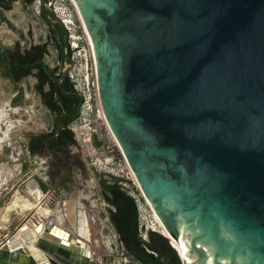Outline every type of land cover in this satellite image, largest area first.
Segmentation results:
<instances>
[{"label": "water", "instance_id": "95a60500", "mask_svg": "<svg viewBox=\"0 0 264 264\" xmlns=\"http://www.w3.org/2000/svg\"><path fill=\"white\" fill-rule=\"evenodd\" d=\"M74 1L108 125L181 263L264 264V0ZM33 214L0 264H97L90 230Z\"/></svg>", "mask_w": 264, "mask_h": 264}, {"label": "flooded vegetation", "instance_id": "af4514ba", "mask_svg": "<svg viewBox=\"0 0 264 264\" xmlns=\"http://www.w3.org/2000/svg\"><path fill=\"white\" fill-rule=\"evenodd\" d=\"M3 1V5L5 6L0 5V23H3L4 25L2 30H0V57H2V60L0 59V77L3 78L4 85L10 93V103H13L15 99L20 94H22L21 100L23 98L33 100L35 110H40L43 113L41 115L42 117L40 118L42 123L43 120H47L48 122V125H46V127L42 126V129L39 132L30 135V137H28L29 140L26 144H23L22 142L20 143L23 145V148L25 146L28 149V144L33 137H37L40 134H49L53 130L56 118L57 116H59V114L49 110L48 105L54 98L58 100V95L54 90V96L50 98L48 96L50 89H54V86H56L59 93V91H62L63 85L71 84L73 88L72 90L67 89L65 91H62V103L64 106L66 105L68 107L69 111L62 112L61 116H75L74 120H71L66 125V128L73 133L74 141L72 144H61L59 146L60 152L57 150L58 152L57 154H55V163H52V169H54L55 164L61 163L62 160L60 159L65 155V152H63L62 150L68 148V146L71 145L75 146V148H79L80 146H82L77 143L78 141L73 130L80 119L82 97L76 90L75 84L69 77V71L73 66V51L70 46L71 34L65 27L63 29L58 26L54 28L46 21L42 13L40 2L39 11L36 12L32 6L33 1L31 3H28L26 0ZM53 1L54 0H46L51 10ZM1 16L3 19H1ZM65 38L67 39L66 47ZM43 46L44 52L42 55V52H40V50H38L37 48L42 49ZM64 53H66L68 59L62 56V54ZM29 61L31 70L25 74V71L27 70V63ZM40 68L44 69V72L48 77L45 82H43L44 80ZM67 68H69V70L66 77L59 82L58 80ZM47 71L49 73H47ZM70 94L77 95L79 97L78 103H75V100H72L70 98ZM76 108L77 113L75 112ZM58 129L60 130L62 128L59 127ZM53 136L58 137V132H56ZM44 149V151H40L36 154H46L47 151V153H50V150H48V148L45 147ZM77 155L78 158H76V163L80 165L82 169H84V162L81 158V154L78 153V151ZM70 159L71 158H69L68 160L69 164L72 163ZM65 166L66 165L64 164H58V166H56L57 168H59L58 174H54V176H51L52 173L48 174L49 179L54 180L51 183L52 186L56 184L55 179L57 177L65 175V172L67 170ZM57 184L61 186L63 185L61 183ZM125 186L127 187L128 185L126 184ZM94 191L98 193V184L94 185L93 192ZM139 196L141 197L140 194ZM141 199L143 200L142 197ZM105 207H108L106 203H104L103 207H99V210L105 211Z\"/></svg>", "mask_w": 264, "mask_h": 264}, {"label": "crops", "instance_id": "0c3cea01", "mask_svg": "<svg viewBox=\"0 0 264 264\" xmlns=\"http://www.w3.org/2000/svg\"><path fill=\"white\" fill-rule=\"evenodd\" d=\"M22 100L29 99L23 98ZM0 101L2 102V99H0ZM33 102L30 101L31 104L28 105L29 110H35L33 109ZM0 107H2V103H0ZM11 109H14V107ZM2 113L3 112H0V119L2 117ZM34 119L36 123L35 127L37 128L39 125L43 127L48 125L47 120H43L42 123L40 119L35 117ZM9 133L10 130L8 129L6 131L0 129V229L3 231L0 241L10 235L28 216V214L33 212L36 221H38L39 218L44 219L43 222L46 223L47 221H52L53 223L58 224L68 223L70 226L75 227V229L79 228L78 219L80 212H83V216L86 219V225L88 223V227L91 232V228L93 226L90 222L91 216L96 214V212L102 214L103 212L102 210H99V207H103V205L97 206L95 204V202L100 199L98 193L93 192V187L97 184L96 177L92 173L87 172L85 167L82 169L80 165L76 163L78 155L76 148H74L75 146L71 145L62 150L65 152V155L60 159L62 162L57 163L66 165V176L62 175L57 177L55 179L56 184L52 186L51 183L54 180L49 179L48 174L54 173L59 169L56 167L58 164H55V168L52 169V163H55V154H57L58 151L55 153L50 151L51 154L47 152L46 154L41 155L30 154L29 150L25 146L24 150L23 145L20 144L21 141L17 147L15 145V140L8 138ZM27 135V137H30L32 134ZM15 150L18 151V155H14ZM69 158H71L70 160L72 162L70 164L68 163ZM85 176L89 178V181L86 180ZM39 181H42L45 185H49L46 192L41 189ZM57 183H61L63 185L61 186ZM92 183L94 184L90 187L89 185ZM51 192H55L57 200L55 204L50 203L47 205L46 202L48 203L49 194ZM46 193L48 194L46 195ZM9 194H11L12 199L10 202H6L8 204H5L4 199H6ZM86 203L89 205L86 206ZM28 204H32L34 207L30 210L27 208ZM46 208L50 211L49 215L44 214ZM105 218L109 223L108 217L105 216ZM97 234L99 236H95L93 239L95 245L106 244V242H109V245L111 246L109 239L103 235V231H101L100 226L97 230Z\"/></svg>", "mask_w": 264, "mask_h": 264}, {"label": "rangeland", "instance_id": "374dc122", "mask_svg": "<svg viewBox=\"0 0 264 264\" xmlns=\"http://www.w3.org/2000/svg\"><path fill=\"white\" fill-rule=\"evenodd\" d=\"M70 1V0H69ZM68 0H56L57 5H60L66 12L67 18L71 19L70 24V30L74 37V41L78 42L79 46L77 51H75V56L73 60V77L75 79V83L81 91H84L86 95L90 96V101L88 104L85 105L82 111V115L78 121V123L75 126V137L77 139V143H79V148H76L78 153L81 154V158L84 162V167L87 172L92 173L96 177V173H106L110 174L115 173L117 175H123L126 177L127 170L123 164L122 157L120 156L119 152L117 150H114L113 152H110L107 148H95L92 147L88 142L84 143L82 142V137H87L88 131L91 127H93L95 124L99 122V120H96V117L94 116L93 112L91 113L87 109V105H91V110L94 111L96 108V102L94 99V88L92 86V83L94 81L92 73V63L90 60V55L92 53V49L89 47V40L87 38L85 29L83 24L82 29L81 25L78 20H76L74 10L71 6V1ZM2 19V16H1ZM3 23H0V30L3 28ZM91 46V45H90ZM92 48V47H91ZM96 79V76H95ZM3 95V96H1ZM0 99H2V106L4 109H0V112L2 113V117L0 119V129L3 131H6L7 129L10 130V133L8 134V138L11 140H15V145L18 147L19 142L21 141L23 144H26L28 141V135L27 134H35L39 132L42 129L41 125H37L35 127V118L40 119L42 116V112L39 110H29L28 105H30V101L33 102V100H19L14 101L13 103H10V93L6 89L4 85L3 78L0 77ZM34 103V102H33ZM33 105V104H32ZM14 107V109H11ZM35 109V108H33ZM33 111V112H31ZM88 113V114H87ZM36 119V120H37ZM41 126V127H40ZM17 141V143H16ZM75 148V147H74ZM121 153V152H120ZM18 151L15 150L14 155H18ZM22 156V155H20ZM19 157V156H18ZM126 163V161H125ZM127 165V164H126ZM39 172V171H38ZM40 173V172H39ZM86 180L89 181V178L85 176ZM97 178V177H96ZM94 183L90 184L91 187ZM88 187V185H87ZM96 193V191H94ZM131 193V191H129ZM18 196V195H16ZM12 199L11 194L6 197L5 204H8L6 202H10ZM99 202V204H98ZM103 203V204H102ZM105 202L99 199V201H96L95 204L97 206L104 205ZM1 204V203H0ZM86 206L89 204L86 203ZM7 206V205H4ZM55 206V205H54ZM139 223L144 228L143 231L145 232V228L149 227V230H155L150 225V222L154 220L153 218V211L150 209L147 210V207H145L144 204H139ZM149 209V208H148ZM83 212H80L79 219H82ZM102 217L105 218V215L101 214ZM84 217V216H83ZM91 222V220H90ZM79 223V222H78ZM91 242H92V252H93V258L97 262V264H124L129 261L128 257H126L123 254V250L120 248L118 243H114L111 240V232L106 229L103 231V235L109 239L111 246L109 245V242L106 244H100L95 245L94 244V238L95 236L98 237L97 230L99 229V226L94 225L91 223ZM160 233V232H159ZM3 235L2 229H0V239ZM100 259V261H98Z\"/></svg>", "mask_w": 264, "mask_h": 264}, {"label": "trees", "instance_id": "16d2710c", "mask_svg": "<svg viewBox=\"0 0 264 264\" xmlns=\"http://www.w3.org/2000/svg\"><path fill=\"white\" fill-rule=\"evenodd\" d=\"M26 1L31 3L33 0ZM3 4L4 1L0 0V5L5 6ZM37 49L40 50L43 55L44 46L42 49ZM0 59L2 60V57H0ZM40 69L44 80L43 82H45L48 77L45 74L44 69ZM30 70L31 65L29 61L27 63V70L25 71V74ZM67 89L72 90V85L62 86V91ZM54 90L57 92L58 100L54 98L49 103L48 108L52 112L59 114L57 118L55 117L57 123L55 121L51 133L40 134L31 139L28 144V149L31 154L44 151L45 147L55 153L57 150H60L59 146L61 144H72L74 141L73 133L66 128V125L71 120H74L75 116H61L62 112H68L69 109L66 105V107L63 105V93L62 91H59L58 93L56 86H54V89H50L48 96L50 98L54 96ZM69 96L72 100H75V103H78L79 97L77 95L70 94ZM21 98L22 94H20L15 101H19ZM76 110L77 108L75 109V112L77 113ZM59 127L62 129L59 130ZM56 132H58V137L53 136ZM54 174H58V171L52 173L51 176H54ZM96 177L98 184V196L108 205V207H105V211H102V215L104 214L108 217L109 223L118 236L119 246L123 250V254L129 259V261L124 264H155V262H157V264H162V262H166L167 264H182L176 250L172 248L169 240L161 233L148 229L144 236L143 228L140 227L139 223V212L135 198L129 193V191H133L138 196L140 194L132 181L126 179L125 177L114 176L106 173H96ZM39 183L41 189L46 192L49 185H45L42 181H39ZM125 183L129 186L128 188L123 185Z\"/></svg>", "mask_w": 264, "mask_h": 264}, {"label": "built area", "instance_id": "2783aa9c", "mask_svg": "<svg viewBox=\"0 0 264 264\" xmlns=\"http://www.w3.org/2000/svg\"><path fill=\"white\" fill-rule=\"evenodd\" d=\"M32 6L35 9V11L38 12L39 11V0H33ZM72 8H73V6H72ZM73 10H74V8H73ZM52 12L62 22L63 26L67 29V31L71 34V37H70V44L71 45L70 46H71V49L73 51L72 59L74 60L75 51H77L79 44H78V42L74 41V37H73V35L71 33V30H70V24H71L72 21H71L70 18H67L65 10L60 5H57L56 0H54L53 3H52ZM74 13H75L76 20H78L75 10H74ZM79 23H80V21H79ZM80 25H81V23H80ZM81 28H82V25H81ZM89 47H90V49H92L91 46H90V43H89ZM90 60H91V63H92V67H91L92 73H91V75L93 76V79H94V81L92 83V86L94 88V99H95V102H96V108L94 109V111H92L91 110L92 109L91 105L89 104V105H87V109L91 113L93 112L94 116L96 117V120H99V122L89 129L87 137H82V142H83V144L88 142L92 147H95L93 145V143H92L91 134H92L93 131H96L98 138L100 140H102V142H103V147L102 148H107L110 152H113L114 150H117L119 152L120 156L122 157L123 164H124V166H125V168L127 170V174H126L125 178L129 179V180H131L133 182V177L130 174V171H129L128 167L126 166L125 160H124L122 154L120 153V151L118 150L117 145H115V143H114V141H113V139H112V137L110 135V131H109V129H108L106 123L104 122V119H103V117H102V115L100 113L99 103H98V100H97V84H96V79H95L96 72H95L93 52L90 55ZM72 72H73V69H70L69 77L73 81V83L75 84L76 90L80 93V95L82 97V105H81V109H80V117H81L83 108L85 107L86 104H88V102L90 101L91 98H90L89 95H86V93L84 91H81L80 89H78V87H77V85L75 83L76 81H75V79L73 77V73ZM73 130L75 132V128ZM98 149H101V148H98ZM108 172H110V174L114 175V176L124 177L123 175H117L115 173H111V171H108ZM124 185H126V184H124ZM47 194L48 193H46V195ZM130 194L135 198V202L137 204V208H139V204H144L145 207H147V210L150 211V209H148L149 207L146 205V203L143 200H141L133 192H131ZM56 197H57L56 194L54 192H51L49 194V201H48V203L46 202V204L47 205H49L50 203L51 204H55L56 200H57ZM45 200H46V198H45ZM138 212H139V209H138ZM91 223H93L94 225H97V227L100 226L101 231H104V230L108 229L111 232V235H112L111 236L112 242L119 244L118 236H117L116 232L113 230L111 224L106 221V218L102 217L101 214H99V212H96V214H93L91 216ZM140 227L143 228L142 225H140ZM148 228L149 227L145 228V230L147 231ZM145 232H144V236H145Z\"/></svg>", "mask_w": 264, "mask_h": 264}, {"label": "bare ground", "instance_id": "6f19581e", "mask_svg": "<svg viewBox=\"0 0 264 264\" xmlns=\"http://www.w3.org/2000/svg\"><path fill=\"white\" fill-rule=\"evenodd\" d=\"M71 1V5L75 8V12H76V15H77V19L80 21L81 20V23L83 24V26H84V23H83V20H82V17H81V15H80V12H79V9H78V7H77V5H76V3H75V1L74 0H70ZM84 29H85V26H84ZM85 32H86V29H85ZM86 35H87V32H86ZM87 38H88V35H87ZM88 40H89V38H88ZM89 43H90V40H89ZM90 45H91V43H90ZM96 84H97V78H96ZM97 100H98V103H99V108H100V113H101V115H102V117H103V119H104V122L106 123V125H107V127H108V129H109V131H110V135H111V137H112V139H113V141H114V143H115V145H117V147H118V150L121 152V154L122 155H124V158H125V161H126V166L128 167V169H129V171H130V174L132 175V177H133V180L135 181V182H137L136 181V179H135V175H134V173H133V171H132V169H131V167H130V165H129V163H128V160H127V158H126V156H125V154H124V152H123V150H122V148H121V146H120V144H119V142H118V140H117V138H116V136L114 135V133H113V131L111 130V128H110V126L108 125V122H107V120H106V117H105V114H104V111H103V109H102V106H101V101H100V97H99V92H98V85H97ZM0 108H3V106L2 107H0ZM4 109V108H3ZM1 111V110H0ZM2 147V146H1ZM40 197V196H39ZM30 203V202H29ZM36 205V204H35ZM34 206H32V204H28V209H32ZM151 210H152V208H151ZM42 211H44V210H42ZM45 213L44 214H47V215H49V213H50V211L46 208L45 209V211H44ZM154 215H153V218H154V220L152 221V222H150V225L153 227V229H156L157 231H159L161 234H163V235H165L169 240H170V242H171V244L173 245V247L176 249V251L178 252V254H179V256H181L182 258H187V256H186V251H185V248L176 240V239H174V238H172L171 236H170V234L168 233V231H167V229H166V227H165V225L163 224V222L161 221V219H160V217L157 215V213H155L154 211L152 212ZM45 217V216H44ZM87 225H88V223H87ZM86 225V219H85V217H83L82 216V219H80V221H79V223H78V227L79 228H77L78 229V231H79V234H81L83 237H85L86 239H88V237H89V229H88V226ZM188 261V260H187ZM184 264H185V262H184Z\"/></svg>", "mask_w": 264, "mask_h": 264}, {"label": "clouds", "instance_id": "9594fccd", "mask_svg": "<svg viewBox=\"0 0 264 264\" xmlns=\"http://www.w3.org/2000/svg\"><path fill=\"white\" fill-rule=\"evenodd\" d=\"M166 237V236H165ZM168 239V238H167ZM169 240V239H168Z\"/></svg>", "mask_w": 264, "mask_h": 264}]
</instances>
